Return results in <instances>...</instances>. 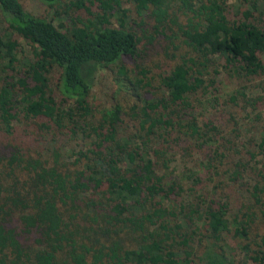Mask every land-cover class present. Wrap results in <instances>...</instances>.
I'll list each match as a JSON object with an SVG mask.
<instances>
[{"label": "trees", "instance_id": "1", "mask_svg": "<svg viewBox=\"0 0 264 264\" xmlns=\"http://www.w3.org/2000/svg\"><path fill=\"white\" fill-rule=\"evenodd\" d=\"M40 1L0 0V264H264V0Z\"/></svg>", "mask_w": 264, "mask_h": 264}, {"label": "rangeland", "instance_id": "2", "mask_svg": "<svg viewBox=\"0 0 264 264\" xmlns=\"http://www.w3.org/2000/svg\"><path fill=\"white\" fill-rule=\"evenodd\" d=\"M234 1V0H233ZM23 4L27 12L36 15V16H44L48 19L52 20V15L50 13V10L48 7L42 3L40 0H23ZM1 16V14H0ZM1 21V17H0ZM56 25H59V23L56 21ZM2 28V25L0 26V30ZM21 45L24 47L25 54H29L30 48L27 46V44L20 40ZM168 46V42L164 37L159 38L154 45H152V49H149V55L147 57V61L149 63L155 62L156 65H153L155 68L154 70L157 73L163 72L169 65H172L171 59L167 57L166 54V47ZM60 73L56 72L53 76L52 84L53 87H55L56 83L59 81ZM114 74L112 71L104 70L102 68H99L93 77V91H92V97L101 102L103 106L110 105V102L115 97L116 101L122 103L124 107L129 108V98L127 96V89H123L121 92H119V86L115 84L114 82ZM237 87V82L229 80L226 82V91L229 93L233 91ZM239 116V115H238ZM238 123L244 127L245 130L239 131L238 138H233L238 140V143H240L242 146H245L247 144V140L249 138H259V132L264 128V121L263 119H256L254 116H250L248 113H241L239 116ZM241 152L245 153V150L243 147L238 148ZM229 161L232 158H239L240 154L232 151ZM181 157H176V162L173 164L175 169L183 171L185 168V163L181 161ZM258 163L259 166H262L264 164V156L258 157ZM195 167L196 164L194 162ZM198 169V168H196ZM226 170V168H225ZM199 171V170H198ZM225 175L222 178H219L216 183L212 185H217L219 183V180H224ZM218 191H221L220 189ZM212 194H217L215 192H211ZM219 195V194H218ZM235 199V195L233 196ZM235 245V244H234ZM245 258L244 254L237 250V252L234 254L232 258H229V260L232 262V264H239L240 261H243Z\"/></svg>", "mask_w": 264, "mask_h": 264}]
</instances>
